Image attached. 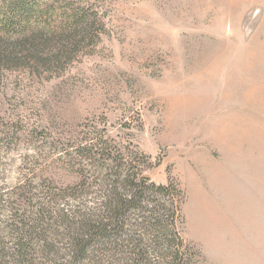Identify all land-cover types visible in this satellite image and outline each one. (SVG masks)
<instances>
[{"label": "rangeland", "instance_id": "374dc122", "mask_svg": "<svg viewBox=\"0 0 264 264\" xmlns=\"http://www.w3.org/2000/svg\"><path fill=\"white\" fill-rule=\"evenodd\" d=\"M41 1L50 63L0 69L4 198L137 158L184 191L191 264H264V0Z\"/></svg>", "mask_w": 264, "mask_h": 264}, {"label": "trees", "instance_id": "16d2710c", "mask_svg": "<svg viewBox=\"0 0 264 264\" xmlns=\"http://www.w3.org/2000/svg\"><path fill=\"white\" fill-rule=\"evenodd\" d=\"M45 11L41 0H1L0 69L50 63L40 34L51 26L37 23ZM74 21L64 18L58 31L75 29ZM81 159L75 183L40 199L28 185L16 197L0 193V264H191L185 194L174 180L150 181L137 158ZM93 193L95 202L83 198Z\"/></svg>", "mask_w": 264, "mask_h": 264}, {"label": "bare ground", "instance_id": "6f19581e", "mask_svg": "<svg viewBox=\"0 0 264 264\" xmlns=\"http://www.w3.org/2000/svg\"><path fill=\"white\" fill-rule=\"evenodd\" d=\"M201 206V205H200Z\"/></svg>", "mask_w": 264, "mask_h": 264}]
</instances>
